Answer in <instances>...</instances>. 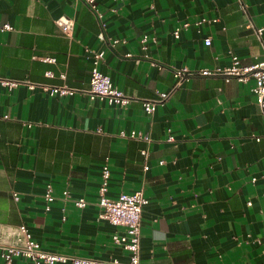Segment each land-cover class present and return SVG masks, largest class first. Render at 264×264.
I'll use <instances>...</instances> for the list:
<instances>
[{"label": "crops", "instance_id": "1", "mask_svg": "<svg viewBox=\"0 0 264 264\" xmlns=\"http://www.w3.org/2000/svg\"><path fill=\"white\" fill-rule=\"evenodd\" d=\"M93 3L96 12L84 0H0V24L13 27L0 30V76L22 81L0 85V237L24 224L48 252L126 261L128 252L112 241L122 228L98 218L107 164V197L141 188L148 200L142 264H264V116L254 81L197 75L171 91L169 69L224 67L233 55L241 65L264 61V30L259 38L247 26L264 27V0ZM59 18L72 20L70 36ZM101 23L107 40H119L112 49L97 38ZM100 49L99 70L130 98L125 106L85 93L90 51ZM64 85L73 92L43 87ZM169 91L145 113L144 100ZM133 130L151 141L120 136ZM48 183L55 199L46 211ZM80 197L82 209L72 201Z\"/></svg>", "mask_w": 264, "mask_h": 264}, {"label": "built area", "instance_id": "2", "mask_svg": "<svg viewBox=\"0 0 264 264\" xmlns=\"http://www.w3.org/2000/svg\"><path fill=\"white\" fill-rule=\"evenodd\" d=\"M90 6L91 10L95 11L94 0H84ZM100 16V15H98ZM56 23L60 26L61 31L66 36H70L72 32L73 22L70 19L59 18ZM185 23L183 26H186ZM248 27L253 28L256 35L261 38L264 27H255L253 22L249 21ZM12 26L9 24H0V30H12ZM180 27L176 28L173 32L174 37L179 36ZM97 38L100 41L107 42L108 46L112 49L118 39L107 40L104 33V23H101V30L97 34ZM211 40L209 37L204 38V44L210 45ZM88 50V49H87ZM104 50H91L90 51V79L88 88L85 93L89 99H99L107 102L109 105L125 106L130 101L123 91L115 87L108 75L102 73L99 70V65L104 59ZM129 56V54H128ZM44 60L53 62L55 59L52 57H45ZM231 64L224 67L214 68H201L190 69L187 66L176 67L169 66L175 78L174 85L171 91L175 90L181 82L188 80L192 76H213L221 75L225 81H229L231 78H235L239 81L246 82L250 79L254 81L252 91L256 96V101L260 110L264 116V61L251 65H241L239 63L238 56H232ZM50 75V73H49ZM22 81L3 78L0 76V85L6 86L9 89L14 88ZM29 84L30 88L34 87V83L25 82ZM50 95L72 93L73 89L67 86H58L56 88L50 86H43ZM169 92H160L155 99L144 100L142 107L146 114H150L155 111L156 107L165 101L169 96ZM7 117V116H4ZM120 136L141 140L144 142H150L151 138L149 134L133 130L129 134L120 132ZM256 141L260 140L259 136H254ZM168 141H172V136H168ZM141 155L147 156V150L142 149ZM148 168L144 165V169ZM110 176V169L107 164H104L101 168L100 184L98 186L97 204L99 207L98 218L108 221L109 223L121 227L122 232H117L112 235V241L122 247V249L128 252V258L126 261H120L117 258L110 259H96L93 257L65 255L55 252H48L43 250L40 244L32 238L28 228L24 224L9 228L6 234L0 237V257L5 264H9L13 258H23L30 260L33 264H57L70 262L71 264H142L139 256L140 250V227H141V213L144 205L148 200L144 196L141 188L135 190L132 193L121 192L116 198L107 197L108 182ZM253 181L256 178H252ZM264 180V175L262 176ZM53 188L50 183L46 184L43 194L46 201L45 210L50 209V203L55 199L52 194ZM62 199L66 200L70 198V194L66 188L61 191ZM14 198L17 199V195L14 193ZM73 203L78 208H84L87 204L85 198H72Z\"/></svg>", "mask_w": 264, "mask_h": 264}]
</instances>
